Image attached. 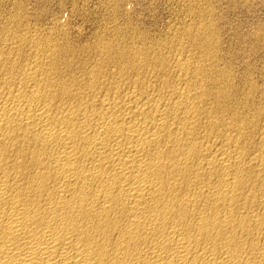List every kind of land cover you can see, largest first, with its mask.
<instances>
[{
	"label": "bare ground",
	"instance_id": "obj_1",
	"mask_svg": "<svg viewBox=\"0 0 264 264\" xmlns=\"http://www.w3.org/2000/svg\"><path fill=\"white\" fill-rule=\"evenodd\" d=\"M4 7L0 264H264L263 68L239 74L197 13L175 32L186 53L134 25L129 46L96 45L116 57L70 62L75 45L53 44L39 58L50 42L15 36ZM10 38L39 59L21 63Z\"/></svg>",
	"mask_w": 264,
	"mask_h": 264
},
{
	"label": "rangeland",
	"instance_id": "obj_2",
	"mask_svg": "<svg viewBox=\"0 0 264 264\" xmlns=\"http://www.w3.org/2000/svg\"><path fill=\"white\" fill-rule=\"evenodd\" d=\"M16 1L18 3V6L23 7V8L19 9L18 6L16 5L17 4ZM20 1L21 0H14V1L13 0H6V1L3 0L5 7L3 8L4 12L2 14L3 15L2 20H4V24H7L9 28L11 26L12 33L15 36H22L23 37V35H24V38L26 37L25 39H29L31 37L28 40L29 42H30V40L39 41V39H40V42L47 41V42L51 43V44L49 43V45L44 44L43 46H40L41 47V50H40V48L33 43H30L31 46L30 45L28 46V44H29L28 41H26V43H24V42L21 43V46H22L21 47L19 45L20 43L17 45V41L10 38L13 42L10 41L7 48L10 50V48H11L10 46L12 44L14 46V43H15V45H16L15 52L18 50H21V51H19L21 53L23 52L22 53L23 56L21 55V53L20 54L18 53L17 56H18L19 60H21V63L24 61V64H26L27 62L29 63L31 60L39 59L41 56H42L41 58H43L44 57L43 55L46 56L47 54L50 53V51H51L50 49H53L54 45L55 46L56 45L67 46L69 44L73 47L75 45V48L77 49V51L79 53H77V51H76V53L73 55L71 53H70L71 55L69 53L66 54V56L63 55L64 56L63 58L66 61L70 60L72 58L71 56H73V58H75L72 60L73 61L75 60L76 62L84 60L85 58L87 61H89V60L91 61L90 64L95 63L96 61H103L104 58L105 59H107L106 57L111 58V56L115 53H116L115 55H117V52H116L117 49H114V48L113 49H105L103 47V52H101L102 48L100 49V48H98V46L102 47V46H104V45L106 46V44L110 43L112 46L117 47L119 44L120 45L123 44V42H124V44L126 43L125 45L123 44L125 47L129 46L128 44L131 41H133L132 39L136 38V37L132 38L131 34H133V36H136L137 30H140L142 28L145 30V32H144V30L142 29L144 33H146L148 31L146 34L151 33L150 36H153L154 38H156L155 35L156 36L160 35L159 36L160 38H163V36H164V39H166V42L167 43L170 42L169 46H173L174 51H176V49H178L179 52L181 50H185L184 52L186 53V50H190L189 49L190 48L189 41L187 39H184V38L182 40L181 39L177 40L178 37H175L176 36L175 32L178 33L183 28H185L187 23L189 25H192L193 22H194V24H195V22L197 23V20H196L197 16H195V15L203 14V16L204 15L208 16V17L204 16V17L208 18V19H205L204 22H206L208 20L206 23H210V21L212 24L215 23L214 25L218 26L216 28L218 29V31L221 32V33L219 32V34H221V35H219V38H220L219 43L223 45L224 50L222 48V49H220V51H224L225 54L227 55V57H229V58H227L226 55L223 54V52L222 53L220 52V54L224 56V57L222 56V58L223 59L225 58L224 61L221 62L222 65H224L226 63L225 60L227 58V62L231 63V61H232V63H231L232 66H234L233 64H235L234 67H235V69L238 70V72L240 74V73H242V70L244 71L246 68V67H244L246 65H242V63L246 64L244 62H245V60H247L248 64H251V62L253 63L250 65L252 71H254L253 69H255V68H256L255 70H257L258 68H263V70H264V65H263L264 64V50H263L264 44L262 42V39L264 40V38H262V37H264V36H260L261 32L264 33V0H22V2H20ZM208 6H210V7H208ZM11 7L14 8V10ZM5 9L7 12L11 9L9 11V14L5 11ZM18 9H19V11L22 10L21 12L24 13L25 15L22 14L21 12L18 13L19 12ZM196 10H197V12H195ZM204 10H206L207 12ZM191 11H193L191 13L192 15L190 14ZM198 11L200 13H198ZM202 11H204L205 13L204 12L202 13ZM209 11H211L212 13L208 14ZM5 12H6V14H5ZM10 12L13 13L15 17ZM18 14H20V16L24 15L26 18H24V16L20 17V16H18ZM7 15H8V18L6 17ZM189 15L192 17H190ZM193 15L196 19L193 17ZM209 15H212V18L209 19V17H211ZM9 16H10V19H12V18L16 19L17 18V20H10ZM188 16H189V19L191 18L190 19L191 22L193 20L192 23H190V21L188 20ZM24 19H26V20H24ZM5 20H7L8 23ZM11 21L18 23L19 25L16 23H13ZM9 23H12L13 25L12 24L10 25ZM20 24H22V25H20ZM130 24L132 25V28H131ZM188 24H187V26H188ZM15 25L20 27V28L22 27V29L19 30V28L15 27ZM54 25H57V26H54ZM181 25H182V27H181ZM24 26H26L25 30H23ZM59 26L62 29H64V31L61 30V28ZM121 26H123V27H121ZM133 26L136 27L137 30ZM55 27H58L59 29L55 28ZM120 27L123 31L120 29ZM128 27H129V29H133L134 33H132L131 30L126 29ZM140 27H142V28H140ZM178 28H179V30H177ZM15 30H17L18 32ZM22 30H23V32H22ZM26 30H28V31H26ZM52 30L54 31V34H53ZM117 30H118V32H117ZM124 30L126 31L125 33H128V36L126 38H125L126 34L124 33ZM259 30H261V31H259ZM57 31H58V33H57ZM62 31H63V33H62ZM70 31H72L73 33ZM130 31H131V33L129 34ZM255 31H257L259 33L256 34L257 32H255ZM19 32L22 34H20ZM27 32H30L31 34L27 33ZM18 33L20 35H18ZM24 33H27V34H24ZM56 33L59 37L56 35ZM59 33H61V34H59ZM121 33L124 34L125 36L122 35ZM50 34H52V35H50ZM63 34H64V36H67L65 34H68V36L70 35L71 37L70 36L66 37V39L68 38L70 41H68V39H67V41L64 40L65 37L63 36ZM171 34H173V36ZM254 34L257 37H255ZM29 35H31V36H29ZM258 35H259L261 40H259ZM117 36H118V38H117ZM55 37L58 39H55ZM159 37H157V38H159ZM170 37L176 38V39H173V40L169 39ZM221 37H222V40H221ZM253 37L256 39H253ZM72 38L75 40V42ZM60 39H62V40H60ZM107 39L109 41L110 40L111 41L110 42L105 41ZM122 39H123V41H121ZM125 39H128V41H126ZM257 39H258V41H257ZM59 40L61 42H58ZM76 40L78 41L77 44H76ZM184 40H185V42H184ZM64 41H65V45H64ZM104 41H105V43H103ZM172 41H174V42H172ZM254 41L258 42L259 44L261 42L263 45L262 46L263 49L260 46L261 44L260 45H258V43L255 44L256 42H254ZM27 42H28V44H27ZM113 42H115L116 44ZM181 42L183 43V45ZM101 43H103L104 45ZM177 43H179V44L181 43V45L178 44L180 47L177 45ZM99 44H101V45H99ZM185 44L187 45V48H186ZM79 45H82V46H79ZM96 45H98V46H96ZM120 45L118 48H121V47L124 48L123 45H121V47H120ZM222 45H220V48L222 47ZM255 45H257V46H255ZM176 46H177V48H176ZM174 47L176 49H174ZM256 47H258V48H256ZM35 48H36V50H35ZM44 48H45V50H44ZM46 48H50V49H48L49 51ZM82 48H83V50H82ZM259 48H261L262 50ZM78 49L79 50L81 49L82 51L80 52ZM37 50L38 51L40 50L39 52H37L38 54L39 53L42 54L45 52L47 54L45 53L42 55H40V54L38 55L35 52ZM84 50H86V51L84 52ZM87 50H88V52H87ZM105 50L106 51L109 50V52L108 51L106 52ZM24 51H26V52H24ZM168 51H169V49H168ZM34 52H35V55H34ZM93 52H95V54L96 53L97 54H99V53L103 54L104 53L105 56L102 55V57L104 56V58H101L103 60L98 59L99 56L101 57L100 54H99V56H97V54L95 55V54H93ZM105 52H106V54L110 53L108 55H111V56L106 55ZM25 53H26V55L24 56ZM82 53H84V54L82 55ZM185 53H184V55H186ZM76 54H78V55L80 54L79 56L77 55L78 58H77ZM229 54H231V55H229ZM36 55H38L39 58L36 57ZM68 55H69V57H68ZM81 55L83 56V58ZM115 55H113L112 57H116ZM19 56H22V57H19ZM26 56H28L30 59ZM95 56H97L96 60H95ZM24 57H26V58H24ZM230 57H232L231 61H230ZM68 58H70V59H68ZM76 58L79 60H77ZM80 58H81V60H80ZM72 60H70V62H73ZM233 60H235V61H233ZM254 63L257 64L256 66L258 68L255 67ZM252 65H254V67ZM260 65H261V67H260ZM236 67H238V68H236ZM261 70L262 69H258L257 71L252 72V74L256 73V72H257V74H260L262 72ZM113 71H114V73H116L117 69H115ZM258 71H260V72H258ZM263 72L261 74H264ZM257 74L256 75L253 74L254 79L256 78L255 76H258ZM261 74H260V76H258V78H260V79H258V78L255 79L256 81H259L258 82L259 84H261L262 81L264 80V78H263L264 76L261 77ZM262 78H263V80H262ZM260 81H261V83H260Z\"/></svg>",
	"mask_w": 264,
	"mask_h": 264
}]
</instances>
